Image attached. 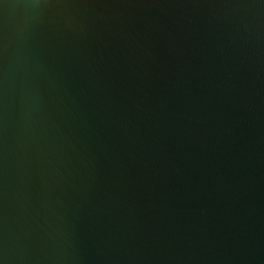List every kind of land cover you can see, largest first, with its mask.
<instances>
[{
    "label": "water",
    "instance_id": "obj_1",
    "mask_svg": "<svg viewBox=\"0 0 264 264\" xmlns=\"http://www.w3.org/2000/svg\"><path fill=\"white\" fill-rule=\"evenodd\" d=\"M0 264H264V0H0Z\"/></svg>",
    "mask_w": 264,
    "mask_h": 264
}]
</instances>
